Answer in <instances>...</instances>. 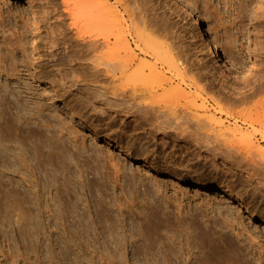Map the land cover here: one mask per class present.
<instances>
[{
  "label": "rangeland",
  "instance_id": "374dc122",
  "mask_svg": "<svg viewBox=\"0 0 264 264\" xmlns=\"http://www.w3.org/2000/svg\"><path fill=\"white\" fill-rule=\"evenodd\" d=\"M94 1L107 20L101 33L120 37L129 48L121 56L144 66L158 95L171 88L179 99L169 98L171 105L213 120L206 129H238L250 141L254 129L241 122L250 105L226 101L246 94L260 69L251 64L250 24L236 35L242 0H184L214 39L218 58L204 69L198 42L170 0ZM59 6L0 0V264H264V226L249 220L250 212L264 216V162L214 142L196 145L191 121L186 140L165 131L159 144L148 136L152 126L140 128L130 98L128 125L120 114L110 123L99 84L79 79L84 67L66 64L57 50ZM32 13L41 24H32ZM138 36L168 61L146 52ZM154 132L159 138L162 131ZM249 141L236 142L235 151H250ZM195 180L231 191L247 210Z\"/></svg>",
  "mask_w": 264,
  "mask_h": 264
},
{
  "label": "bare ground",
  "instance_id": "6f19581e",
  "mask_svg": "<svg viewBox=\"0 0 264 264\" xmlns=\"http://www.w3.org/2000/svg\"><path fill=\"white\" fill-rule=\"evenodd\" d=\"M170 1L175 4L179 11H181L183 16V24H185L186 30L192 33L196 38L200 47V54L206 60V63H202L200 68H206L208 66V63H211L218 58V53L212 47L214 44V39L210 35L209 29L202 26V24L196 18V14L194 13V11L187 5L184 0ZM240 2L241 3H238L239 6H241L240 4H242V8L240 7L239 9L238 7V9L241 11L237 16L239 18V22L236 26V35H239V33L241 34L246 31V25H248V23L250 24V31H248V33H250V43L252 42L253 45V48L250 49V56L252 59L251 64L254 66L253 68L260 69L259 72L254 71L257 72V76L255 75V73H252V75L255 76H250V90H248L246 94L235 99H231L228 96L229 99L227 97L228 100L226 101L228 102V104H231L232 107L250 105L244 107V109L241 111H244V115L240 112L241 115H243V117H241V122L250 124V127L254 129L253 132L255 134H258L259 136L256 137L255 134L251 135L250 141L244 138L241 131H239L238 129L229 131L226 128L223 129L222 127L221 131L215 132V130L214 133L210 129L211 127L209 129H206L204 123L206 124V122H208V124H210L213 120H210L211 122L209 123L208 119L206 120L201 118L206 114L203 116L202 114H200V116L199 114L196 115V113L187 111L185 108L186 105H171L170 103L173 102L172 104H175L176 102L174 103V101H171V99L169 98H172V96H175V94L171 95V92H168V90H170L171 88L168 89L167 87L168 90L165 88L167 90L166 92H164L165 94H161V92V95H158L159 93L157 94V91L152 87L154 85V80L152 79L151 81V77L147 76V73L149 72L145 73V81H139L143 78L142 74H144L145 71L144 66L141 63H136L137 61L135 62L132 58L127 57L128 60L125 59V55H127L128 53L125 55L123 54L125 58L122 57L123 55L121 56L122 50H125L126 53V51L129 52V48H127V46L124 47L125 45L122 43L120 37L112 34V36H104V33H101L100 29H102L103 26H106V24L103 25V20H106V17H103V13L94 0H60L58 18L56 21L57 28L55 30L57 36L56 47L58 52L63 55V60L66 64H71L76 68L84 67L83 69H85V71L83 73H79L80 75L78 74L79 79L86 78L93 84H99L97 88L100 87V89L103 90L104 97H106L104 98L105 101H103L105 103L103 105L102 102V105L105 108L103 110H105L110 123L117 122L116 119L120 114V117H118V122L120 121L119 123H121V126L122 124H126L124 118H126V116L128 117V115L132 113H129L128 110L125 111V108L128 105L127 102H129V100H133L135 102L133 103V106L135 108L134 112L140 119L138 120L140 121V128L145 130V128L143 127L152 126L153 131L151 132L150 130L148 136L153 140L159 142V144H163V141L166 139L165 137L168 136L167 132L165 133V131H169L170 133L172 131V133L177 134L178 137H181L180 140H186V137L190 135L189 133L195 131L193 133L195 136L193 134L191 135L195 137L194 141L196 145L202 144L205 147H209L210 143L212 142L213 144L214 142V145L217 144L219 147L223 145L229 148L230 151H233L235 155L239 156L242 159H247V157H249L250 160H260L261 162H264V147L262 146V144L264 145V46L262 45L264 44V0H242ZM30 19L33 25H39L42 23V20H38L39 17L33 13ZM141 37L142 38L139 40L140 36H138L136 40H139V43L140 41H142V46L145 44L144 46H146L148 49L147 50L146 47L143 46L147 50L146 52L151 51V55H156L157 59L159 58L157 56H160L162 54L163 58H160L163 61L164 59H166L163 55L165 53L162 52L160 54V48L158 50L156 45L153 46V44H151V42L147 40V37ZM113 39L114 41L112 42ZM166 60L168 61V58ZM166 60L165 62H162V65L163 63H167ZM137 80L139 82L134 83V81ZM146 80H150L152 83L148 84ZM159 82L163 83V81L160 80ZM148 85L152 88L148 87ZM46 89L47 91H50L47 86ZM163 89L161 91H163ZM97 90L95 89V91ZM99 91L102 92L101 90ZM154 93H156L155 95L157 96H155ZM177 94L178 96L182 95L181 93ZM178 96H176V99L178 98ZM126 98L130 99L125 103ZM172 99L175 100V97H173ZM56 100L57 99L54 97L51 98L52 102ZM178 100L179 99L175 101ZM125 104L127 105L124 108ZM129 106L132 105L130 104ZM206 116L208 117V115ZM68 119L70 121H74L78 118L74 114H68ZM137 119L138 118H136L135 120ZM190 121L193 122V126L192 123L190 125ZM78 123L80 126L82 125L80 120H78ZM190 126L194 128V131L188 130V132H186L187 129H190ZM85 129L88 136H91L94 139H103L106 145H112V141H110L108 138H103L98 131L88 127H85ZM146 129H148V127ZM154 130L156 132L158 130L160 132L162 131L161 133L158 132L160 133L159 138H157L156 135L153 134ZM209 130L211 131V133L209 132ZM184 133H186V137ZM239 141H249L250 151L247 150L243 153L235 151L234 144ZM113 145L115 146V149H119L118 143H115ZM120 151L122 152V150ZM123 153H125L127 157H132L128 152L124 151ZM143 165L151 168L154 167V164L148 161H146V163ZM161 171L163 170H160L159 172ZM194 184L199 189L215 191V194L217 196L223 197L232 202H236L239 209L247 210L248 208L243 200L239 199L237 195H234L231 191L226 190L225 188L217 189L211 183H208L205 180H195ZM249 217L250 221L257 220L261 226H264V216L258 218L252 212H250Z\"/></svg>",
  "mask_w": 264,
  "mask_h": 264
}]
</instances>
